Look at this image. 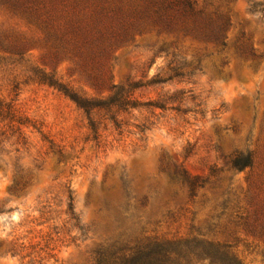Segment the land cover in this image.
<instances>
[{
	"label": "rangeland",
	"instance_id": "374dc122",
	"mask_svg": "<svg viewBox=\"0 0 264 264\" xmlns=\"http://www.w3.org/2000/svg\"><path fill=\"white\" fill-rule=\"evenodd\" d=\"M196 5L228 21L223 50L136 28L103 81L0 5V101L28 122L1 137L0 264H264V56L236 55L264 54V0ZM247 152L254 168L235 169Z\"/></svg>",
	"mask_w": 264,
	"mask_h": 264
},
{
	"label": "trees",
	"instance_id": "16d2710c",
	"mask_svg": "<svg viewBox=\"0 0 264 264\" xmlns=\"http://www.w3.org/2000/svg\"><path fill=\"white\" fill-rule=\"evenodd\" d=\"M0 5L36 27L40 40L50 48L76 57L83 65L87 61L99 64L100 81L106 75L105 56L112 43L130 36L136 28L183 33L223 50L226 47L224 32L229 26L228 21L212 18L198 9L196 0H0ZM236 55L242 61H251L255 70L264 56L246 42L240 44ZM67 95L86 110L98 107ZM119 98L126 107H136L128 95L120 93ZM149 105L163 108L157 102ZM27 123L16 108L0 101V144L7 130L11 132L10 137L17 133L16 140L22 139L20 129L27 127ZM3 155L0 146V160ZM255 159L252 152L236 153L230 162L237 170H252ZM13 167L16 170V163ZM173 175L191 190L203 183L201 176L190 175L177 163ZM68 205L72 214V203Z\"/></svg>",
	"mask_w": 264,
	"mask_h": 264
}]
</instances>
